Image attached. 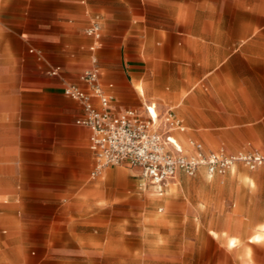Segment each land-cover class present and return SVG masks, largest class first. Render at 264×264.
Listing matches in <instances>:
<instances>
[{
  "label": "rangeland",
  "instance_id": "374dc122",
  "mask_svg": "<svg viewBox=\"0 0 264 264\" xmlns=\"http://www.w3.org/2000/svg\"><path fill=\"white\" fill-rule=\"evenodd\" d=\"M207 10L187 6L186 0H165L159 7L158 0H114L102 11H89L100 19L86 18L84 32L95 22L115 33L111 49L103 38L102 50L117 56L127 81L134 74L139 77L146 96L139 97L136 92V109L155 106L161 117L170 110L187 114L194 87L184 84L172 95L171 84L177 77L183 83L193 78L194 64L189 60L193 52L180 49L177 59L169 33L188 26L201 29L203 24L188 20ZM158 31L162 32L160 38ZM4 41L0 40V114H18L20 108L61 114L58 99L44 106L40 102L26 104L29 100L42 101L44 93H24L17 87L2 54ZM184 41L180 39V43ZM11 42L22 57L21 45ZM20 66L26 74L27 61ZM160 83L165 85L158 93ZM197 88L208 93L201 83ZM200 98L189 106L201 109ZM236 106L241 107L242 114H250L242 111L250 108V103ZM67 111L77 114L69 105ZM175 136L183 149L191 147L193 151L185 152L188 155L194 154L190 138L204 141L211 151L224 147L187 128L183 133L176 131ZM228 137L232 141L237 138ZM238 146L236 142L224 152L264 153L259 144L249 142L242 149ZM95 167L92 163L87 174L74 182L49 184L52 196L48 198H6L0 194V264H264V166L249 170L239 164L233 172L212 179L205 170L195 177L181 173L164 196L156 194L134 168L108 166L93 178Z\"/></svg>",
  "mask_w": 264,
  "mask_h": 264
},
{
  "label": "crops",
  "instance_id": "0c3cea01",
  "mask_svg": "<svg viewBox=\"0 0 264 264\" xmlns=\"http://www.w3.org/2000/svg\"><path fill=\"white\" fill-rule=\"evenodd\" d=\"M193 1L186 0V5L208 8L188 20L190 24H203L201 29L188 26L183 31H171L169 37L174 40L171 45L177 59L180 49L193 52L189 60L194 64L195 75L187 83L177 77L171 86L172 95L178 94L184 84L194 87L193 96L188 93V104L199 102L201 96L202 106L197 109L188 105L187 114L170 111L177 119L186 120L187 124L181 120L185 130L224 146L211 151L204 141L190 138V144L200 143L207 151H225L236 142L240 149L249 142L264 148V0ZM113 4L114 0H0V40H5L2 54L11 66L8 70L24 93H44L42 101L29 100L26 104L40 102L44 106L51 99H58L63 108L61 114H49V109L40 113L22 108L18 114H0V194L6 198L51 197L49 184L74 182L87 174L92 163L97 165L89 148L90 131L76 124L83 115L82 107L64 94L68 85L86 89L81 76L91 66L93 57L98 59L101 81L112 97L114 110L136 109V92L139 97L146 96L139 77L134 74L127 81L118 67L117 56L108 52L115 34L111 28L100 24L104 37L95 51L92 48L97 42L87 33L95 22L84 32L86 18L100 19L98 14L90 15L91 9L97 13ZM164 4L165 0H158V7ZM160 37L162 32L158 31ZM103 38L108 49L102 50ZM180 39L186 41L180 43ZM11 40L21 45L22 57ZM25 61L26 74L20 66ZM54 69H60V74L53 76ZM198 81L208 93L197 88ZM163 85L158 84V93ZM141 88L144 94L139 92ZM47 89L53 93H45ZM19 99L21 105L22 96ZM239 103H250V108H242L250 114H242L241 107L236 106ZM68 105L77 114H68ZM146 107L151 106L137 110L145 112ZM236 118L247 120L234 121ZM229 135L237 136L236 141ZM173 136L183 149L175 132ZM184 149V153L193 151L191 147Z\"/></svg>",
  "mask_w": 264,
  "mask_h": 264
},
{
  "label": "built area",
  "instance_id": "2783aa9c",
  "mask_svg": "<svg viewBox=\"0 0 264 264\" xmlns=\"http://www.w3.org/2000/svg\"><path fill=\"white\" fill-rule=\"evenodd\" d=\"M87 33L97 42L92 48L95 51L102 39V26L94 23ZM51 74L59 75L60 69L52 70ZM81 80L86 89L68 85L64 94L82 107L83 115L76 124L90 131L89 148L97 161L91 175L93 178L108 166H128L136 169L156 194L164 196L171 182L181 173L195 177L205 170L212 179L233 172L239 164L249 170L264 166L262 152H207L202 144L192 142L194 154L184 153L173 141V133L184 132L185 126L172 111L161 117L154 115L151 107H146L145 112L133 108L114 110L112 97L103 87L96 57H93Z\"/></svg>",
  "mask_w": 264,
  "mask_h": 264
},
{
  "label": "bare ground",
  "instance_id": "6f19581e",
  "mask_svg": "<svg viewBox=\"0 0 264 264\" xmlns=\"http://www.w3.org/2000/svg\"><path fill=\"white\" fill-rule=\"evenodd\" d=\"M141 94H144V90L141 88L140 91H139ZM151 111L154 115H158V112L157 110L154 108V107H151ZM173 141L175 142V144L178 146V144L176 143V141L174 140L173 138ZM179 147V146H178ZM181 148V147H180Z\"/></svg>",
  "mask_w": 264,
  "mask_h": 264
}]
</instances>
